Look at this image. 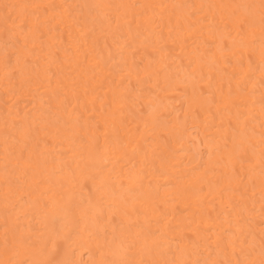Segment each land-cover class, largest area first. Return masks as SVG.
Returning a JSON list of instances; mask_svg holds the SVG:
<instances>
[{
	"label": "bare ground",
	"instance_id": "6f19581e",
	"mask_svg": "<svg viewBox=\"0 0 264 264\" xmlns=\"http://www.w3.org/2000/svg\"><path fill=\"white\" fill-rule=\"evenodd\" d=\"M0 264H264V0H0Z\"/></svg>",
	"mask_w": 264,
	"mask_h": 264
}]
</instances>
